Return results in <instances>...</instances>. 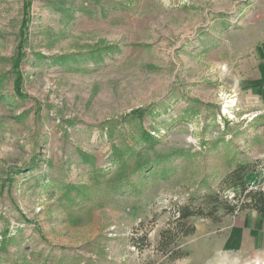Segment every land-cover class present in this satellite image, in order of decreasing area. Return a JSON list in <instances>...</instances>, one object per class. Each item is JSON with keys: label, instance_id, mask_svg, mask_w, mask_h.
Segmentation results:
<instances>
[{"label": "rangeland", "instance_id": "1", "mask_svg": "<svg viewBox=\"0 0 264 264\" xmlns=\"http://www.w3.org/2000/svg\"><path fill=\"white\" fill-rule=\"evenodd\" d=\"M261 64L264 0H0V264H197L249 227L175 219L237 163L223 196L264 191Z\"/></svg>", "mask_w": 264, "mask_h": 264}, {"label": "trees", "instance_id": "2", "mask_svg": "<svg viewBox=\"0 0 264 264\" xmlns=\"http://www.w3.org/2000/svg\"><path fill=\"white\" fill-rule=\"evenodd\" d=\"M137 116L140 115V111H134ZM141 139L146 142L152 143L153 137L147 132H142ZM115 148V146H113ZM115 166L116 169L110 174L107 179V187L111 191H118L122 189L130 180V178L140 172L143 167L140 163L135 165L131 164L133 154L131 148L129 151L122 152L121 149H115ZM132 155V156H131ZM256 171V166L249 163H237L236 167L228 173L220 183L218 189H212L209 184L205 186L204 192L196 194L190 197V202H196L193 207L181 206L176 211L175 221H186L191 217H199L206 219H214L219 211L224 214L233 215L242 213L245 211H254L258 214L264 213V191L263 190H247L245 186L242 187L241 197H234L229 200L221 193V185L224 187L231 183L241 182L245 176ZM194 231V228H190L183 235L186 236Z\"/></svg>", "mask_w": 264, "mask_h": 264}, {"label": "crops", "instance_id": "3", "mask_svg": "<svg viewBox=\"0 0 264 264\" xmlns=\"http://www.w3.org/2000/svg\"><path fill=\"white\" fill-rule=\"evenodd\" d=\"M257 76L262 77L264 83V65L257 70ZM257 87L262 83L257 82ZM249 216L248 226L242 229L233 228L222 234H212L209 236L210 244L206 250L202 247L197 253V264H241L244 259L246 263L255 262L257 259L263 260L264 253L260 250L263 247L264 233L256 223L260 222L257 217L264 216L254 211ZM255 227H254V226ZM251 228V232L250 229Z\"/></svg>", "mask_w": 264, "mask_h": 264}]
</instances>
